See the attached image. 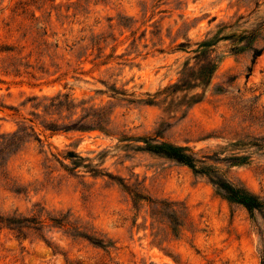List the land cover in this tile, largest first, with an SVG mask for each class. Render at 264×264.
Returning <instances> with one entry per match:
<instances>
[{"label":"rangeland","instance_id":"1","mask_svg":"<svg viewBox=\"0 0 264 264\" xmlns=\"http://www.w3.org/2000/svg\"><path fill=\"white\" fill-rule=\"evenodd\" d=\"M2 142L0 264H264V0H0Z\"/></svg>","mask_w":264,"mask_h":264},{"label":"trees","instance_id":"2","mask_svg":"<svg viewBox=\"0 0 264 264\" xmlns=\"http://www.w3.org/2000/svg\"><path fill=\"white\" fill-rule=\"evenodd\" d=\"M200 46H205L200 45ZM53 100H55V98L50 99L51 102H53ZM84 117H81L80 120H83ZM102 119V112L101 110L98 111H94L92 113V121L97 122V124L93 127V129H98L101 130V126H100V122ZM76 127H62L61 129H53V127H44V130L49 131L51 134L57 133V132H65L68 130H73ZM75 130H81V129H75ZM32 132V129L30 130ZM18 133H13L12 135H10L11 137V142L9 146H13L15 144L16 138ZM35 141H38V139H36V137L34 138ZM149 141V142H148ZM143 147L142 150L153 154L155 156H159V157H163L165 159H169L172 160L178 164H181L183 166H186L187 168H189L193 173H201V174H205L202 172L203 168H198L196 164L200 163L201 161H199L196 156L194 155V153H192L189 149L185 148V147H181V146H176V145H172V144H168L162 141H156V140H143ZM2 148H0V153L3 151V149L5 148V146L7 144H5V142L1 143ZM251 146H260V145H256V143H250ZM66 156L64 159L73 157L70 153H66ZM211 177L208 178L209 181L214 185V187L217 189V191L227 200H229L230 202L236 203L240 206H242L244 209H246L248 212L251 211H261L263 209L264 203L257 197L254 196L250 193H248L247 191H245L244 189L234 186L232 184H230L229 182H227L226 180H224L223 178L219 177L216 173V171L212 170L211 171ZM135 196V195H134ZM137 197V196H136ZM140 198V197H137ZM142 199V198H140ZM145 200L146 199H142ZM50 222H52L53 224H57L59 226L60 223L56 220L53 219H49ZM22 223H30V224H35L36 222H33V219H17L15 217H8V216H0V229L1 228H6L10 231H14L16 230V228L20 227V225H22ZM90 244H92L93 246L96 247H101V243L100 241L96 240V239H87ZM261 259H262V263H264V250H262L261 252Z\"/></svg>","mask_w":264,"mask_h":264}]
</instances>
